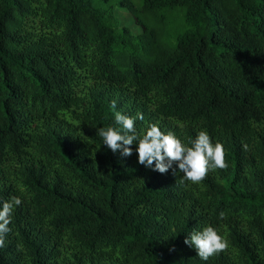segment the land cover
<instances>
[{"label":"trees","instance_id":"obj_1","mask_svg":"<svg viewBox=\"0 0 264 264\" xmlns=\"http://www.w3.org/2000/svg\"><path fill=\"white\" fill-rule=\"evenodd\" d=\"M117 111L188 147L206 131L227 167L192 183L139 164L136 142L113 153L99 129L122 131ZM12 197L0 264H264V0H0ZM207 226L228 247L204 261L184 241Z\"/></svg>","mask_w":264,"mask_h":264},{"label":"clouds","instance_id":"obj_2","mask_svg":"<svg viewBox=\"0 0 264 264\" xmlns=\"http://www.w3.org/2000/svg\"><path fill=\"white\" fill-rule=\"evenodd\" d=\"M111 106L113 109L116 108L115 100L111 102ZM135 119L143 120V114L138 112ZM115 123L122 126V131L113 126L99 129V136L103 138L104 145L113 153L122 150V155L127 157L132 155L130 146L136 142L138 163L145 167L155 163L154 170L160 173L167 172L175 162L184 179L199 183L206 177L209 170L227 167L223 145L219 142L213 145L206 131H200L196 139L192 141L191 147H188L172 132L165 134L155 124L150 125L146 134L140 136L135 128V120L118 111L115 113ZM21 203L19 197H12L9 201L3 202L0 207V247L4 246V237L10 231L8 225L11 222L14 207ZM219 216L220 219L225 218L223 212ZM184 242L186 245L194 246L197 255L204 261L228 247L227 240L211 226L201 231H193Z\"/></svg>","mask_w":264,"mask_h":264},{"label":"rangeland","instance_id":"obj_3","mask_svg":"<svg viewBox=\"0 0 264 264\" xmlns=\"http://www.w3.org/2000/svg\"><path fill=\"white\" fill-rule=\"evenodd\" d=\"M115 18L119 22V27L127 28L129 29L134 36H137L140 34V29L135 26L133 19L130 17V15L121 9L115 10Z\"/></svg>","mask_w":264,"mask_h":264}]
</instances>
